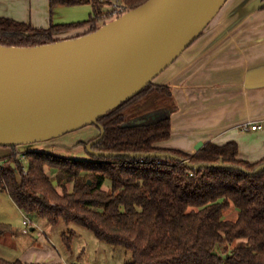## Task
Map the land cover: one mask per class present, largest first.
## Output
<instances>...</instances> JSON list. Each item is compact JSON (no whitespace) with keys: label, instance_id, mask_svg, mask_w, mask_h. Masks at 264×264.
Instances as JSON below:
<instances>
[{"label":"trees","instance_id":"16d2710c","mask_svg":"<svg viewBox=\"0 0 264 264\" xmlns=\"http://www.w3.org/2000/svg\"><path fill=\"white\" fill-rule=\"evenodd\" d=\"M146 1L119 0L125 12ZM81 4L91 6L87 20L48 28L0 17V46L50 44L59 35L84 29L75 36L79 37L109 19L102 5L108 1L50 0L51 8ZM175 110L169 87L150 83L98 119L104 136L92 148L169 153L191 165L222 162L229 167L193 169L170 159L122 156L76 160L34 150L25 151L22 162L16 147H11L0 159V190L26 216L52 225L63 220L82 226L98 240L129 251L132 259L125 264H264V170L257 174L240 170L253 171L264 158L255 163L242 159L235 141L207 142L193 154L160 147L170 138ZM98 132L97 137L99 128ZM46 168L56 174L61 192ZM9 232L8 225L0 223V237ZM0 264L40 263L0 256Z\"/></svg>","mask_w":264,"mask_h":264},{"label":"water","instance_id":"95a60500","mask_svg":"<svg viewBox=\"0 0 264 264\" xmlns=\"http://www.w3.org/2000/svg\"><path fill=\"white\" fill-rule=\"evenodd\" d=\"M228 0H147L96 31L33 47L0 46V146L16 147L94 125L100 135L86 145L93 157L175 160L169 153L94 150L104 136L97 121L137 95L194 43ZM264 8L243 3L240 17ZM155 116H153L154 118ZM145 120H137L140 124ZM204 145L195 146L198 151ZM247 174L264 170V164Z\"/></svg>","mask_w":264,"mask_h":264},{"label":"crops","instance_id":"0c3cea01","mask_svg":"<svg viewBox=\"0 0 264 264\" xmlns=\"http://www.w3.org/2000/svg\"><path fill=\"white\" fill-rule=\"evenodd\" d=\"M249 1L228 0L200 37L155 79L156 85L169 87L176 103L170 138L160 147L193 154L199 141L218 145L235 141L242 159L255 163L264 158V8L240 17L237 8ZM55 8L50 0H0V17L38 29L65 24L56 19L60 17L55 16ZM83 31L59 38H73ZM250 123L261 128L245 130L243 126ZM39 239L38 245L19 244V261L82 264L83 243L74 250L69 245L74 258L67 260L53 250L50 238Z\"/></svg>","mask_w":264,"mask_h":264},{"label":"rangeland","instance_id":"374dc122","mask_svg":"<svg viewBox=\"0 0 264 264\" xmlns=\"http://www.w3.org/2000/svg\"><path fill=\"white\" fill-rule=\"evenodd\" d=\"M102 1L105 2L106 0ZM102 5L104 12H108L109 14V19L106 22H110L119 16V14H115L116 10L112 7L111 3ZM90 12L91 6L89 4L63 6L56 7L54 9L55 16L57 15L60 17H56V19L58 22L62 23L87 20ZM155 79L152 84H156L158 82L157 80L155 81ZM237 131L242 132L243 129L242 131L241 129ZM98 134V128L94 125H89L46 141L27 145H18L16 146V150H18V158L22 162L25 159L24 152L33 150L64 158L90 160L91 155L83 143H89V141L97 137ZM10 152L11 147L0 146V159H3V156L10 154ZM21 157L22 159H20ZM0 163H2V161H0ZM24 165L25 167L27 166L26 163ZM46 172L49 174L52 183L58 188L56 174L54 172H49L48 168H46ZM109 184L110 182L106 181L105 187L108 188ZM68 187L71 189V185H68ZM58 191L61 192V189L58 188ZM231 214L232 213L229 212L228 216H231ZM23 221H28L29 225H24ZM0 223L8 225L10 228V232L8 234L3 236V238L0 237L2 241L0 242V254L1 257L7 260H18L19 244L23 247L27 244L29 245L31 242H34L36 245L41 244L39 236H42L44 239L45 237L50 238L54 245L49 242L47 243L50 244L56 252H59L61 255L65 254L67 260L74 258V255H72L70 250H68L69 245L72 246L74 250L75 246L83 243L85 250L83 257L80 260L82 264H125L132 259L129 251L98 240L91 231L82 226L72 223L67 224L63 220H60L56 225H52L46 219L38 218L35 215L26 216L15 205L10 196L1 190ZM32 227L36 230L30 231V228Z\"/></svg>","mask_w":264,"mask_h":264},{"label":"built area","instance_id":"2783aa9c","mask_svg":"<svg viewBox=\"0 0 264 264\" xmlns=\"http://www.w3.org/2000/svg\"><path fill=\"white\" fill-rule=\"evenodd\" d=\"M106 1L110 2L112 4V7L115 8V10H116L115 14H119V16H120L121 14H123L125 12L124 8L121 5V3L119 2V0H106ZM243 127L245 130H247V129L258 130L261 128V126L259 124H256V123H250V126H249V124H245ZM20 159H22V157ZM24 225H29V222L24 221Z\"/></svg>","mask_w":264,"mask_h":264}]
</instances>
